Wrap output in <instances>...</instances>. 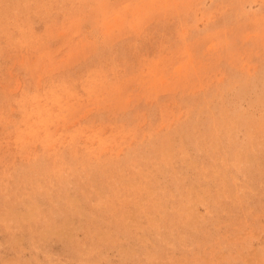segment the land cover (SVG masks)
I'll use <instances>...</instances> for the list:
<instances>
[{"label":"rangeland","instance_id":"1","mask_svg":"<svg viewBox=\"0 0 264 264\" xmlns=\"http://www.w3.org/2000/svg\"><path fill=\"white\" fill-rule=\"evenodd\" d=\"M0 264H264V0H0Z\"/></svg>","mask_w":264,"mask_h":264}]
</instances>
